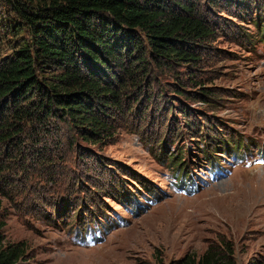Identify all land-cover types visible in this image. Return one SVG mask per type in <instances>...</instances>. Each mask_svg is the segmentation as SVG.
Wrapping results in <instances>:
<instances>
[{
    "label": "rangeland",
    "instance_id": "1",
    "mask_svg": "<svg viewBox=\"0 0 264 264\" xmlns=\"http://www.w3.org/2000/svg\"><path fill=\"white\" fill-rule=\"evenodd\" d=\"M14 1L48 0H0L2 57L26 37ZM188 1L213 32L198 61L148 56V81L102 112L110 136L56 117L26 130L23 157L0 155L1 246H25L17 264H183L225 244L235 264L264 259V0ZM94 226V243L77 240Z\"/></svg>",
    "mask_w": 264,
    "mask_h": 264
},
{
    "label": "trees",
    "instance_id": "2",
    "mask_svg": "<svg viewBox=\"0 0 264 264\" xmlns=\"http://www.w3.org/2000/svg\"><path fill=\"white\" fill-rule=\"evenodd\" d=\"M9 5L26 37L12 54L0 55V155L8 162L24 156L30 137L34 141L26 130L44 129L52 118L68 121L87 141L110 136L111 125L102 112L109 106L121 108L125 95L148 79V56L160 63L189 65L198 61L195 50L213 35L188 0ZM210 91L196 95L207 98ZM6 168L0 162V180ZM4 226L0 216V231ZM25 254L23 244L3 248L0 236V264H17ZM183 264H235L233 249L229 244L219 252L208 249L198 258L186 257ZM253 264H264V259Z\"/></svg>",
    "mask_w": 264,
    "mask_h": 264
}]
</instances>
